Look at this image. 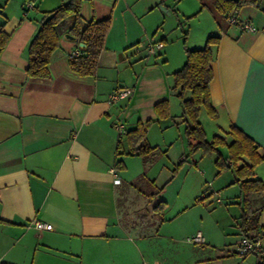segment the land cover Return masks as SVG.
<instances>
[{
    "label": "crops",
    "instance_id": "obj_1",
    "mask_svg": "<svg viewBox=\"0 0 264 264\" xmlns=\"http://www.w3.org/2000/svg\"><path fill=\"white\" fill-rule=\"evenodd\" d=\"M67 1L38 0L25 11V0H0V29L9 36L0 50V264H179L175 252L163 254L158 246L176 251L184 236L193 246L186 264L231 261L236 250L198 253L205 250L198 245L210 243L207 232L189 231V225L182 236L164 230L193 205V190L202 189L190 159L183 160L185 123L181 101L171 89L172 74L184 64L185 49L201 48L209 36H219L212 46L209 83L217 116L209 117L202 107L199 120L209 140L236 125L264 152V0L227 14L221 25L201 0H83L85 21L111 20L95 75L70 69V54L80 46L65 38L63 30L48 65L49 77H28V46L43 12ZM173 11L191 17L184 40L179 19H171ZM229 16L251 22L257 31L230 24ZM67 20L68 26L72 19ZM157 41L163 48L151 55L147 46ZM124 87L132 88V94L109 103L110 93ZM163 99L169 102L170 116L156 120L154 105ZM148 119L155 121L146 141L164 153L145 162L123 154L128 149L124 133ZM117 122L124 124L121 133ZM192 161L197 167V160ZM222 173H215L212 184ZM254 173L264 180V161ZM233 180L234 174L227 185L237 189L227 206L237 204L240 194ZM167 188L174 193L171 202L165 197ZM159 200L166 202L162 216L154 210ZM251 200L253 208L262 206L258 223L264 234V192L254 193ZM239 215H233L237 224ZM36 221L51 228H35ZM197 232L204 242L188 241ZM238 234L236 245L242 237ZM242 258L231 264L250 260L249 255Z\"/></svg>",
    "mask_w": 264,
    "mask_h": 264
},
{
    "label": "trees",
    "instance_id": "obj_2",
    "mask_svg": "<svg viewBox=\"0 0 264 264\" xmlns=\"http://www.w3.org/2000/svg\"><path fill=\"white\" fill-rule=\"evenodd\" d=\"M82 1L68 0L52 10L43 12L40 26L28 46V63L25 70L28 77H49L48 65L52 53L59 46V38L63 30L74 36L77 43L84 44V47L79 48V55L69 57L70 69L81 76L95 75L111 20L105 18L85 21L81 15ZM259 1L201 0V4L202 8H207L221 25L227 14L238 12L243 6L256 5ZM69 18L72 19V22L67 26ZM8 38V34L0 29V50L5 46ZM218 41L219 36L211 35L203 47L185 49L184 64L172 74L171 89L181 101L182 117L185 123L187 153L183 160L201 151L204 155H215L214 163L219 171L232 170L234 174L232 183L237 184L240 189L237 201L240 209L239 231L242 236L255 239L262 230V226L258 223L262 206L253 208L251 197L254 193L264 192V180L255 177L254 168L264 161V152H261V147L253 138L236 125H231L227 131H224V135H214L209 140L199 120L202 107L206 109L209 117L217 116L210 100L209 83L213 77L212 46L216 45ZM154 109L157 114L156 120L170 116L167 99L158 101L154 105ZM154 121L152 119L145 122L139 121L134 128L125 131L124 139L128 149L124 150L123 154L138 155L145 162H149L157 155L164 153L157 146H151L146 141L147 131ZM227 137L230 140H227ZM121 147L122 140L119 139L117 148ZM222 148H225L226 152H223ZM119 163L120 161L117 162V165ZM142 179H144V175H141L137 181L140 182ZM162 188H158L155 195ZM165 205L164 200H159L154 206V210L162 216ZM253 254L256 255L255 264H264V253Z\"/></svg>",
    "mask_w": 264,
    "mask_h": 264
},
{
    "label": "rangeland",
    "instance_id": "obj_3",
    "mask_svg": "<svg viewBox=\"0 0 264 264\" xmlns=\"http://www.w3.org/2000/svg\"><path fill=\"white\" fill-rule=\"evenodd\" d=\"M206 9L208 12L209 10ZM210 13V12H209ZM211 14V13H210ZM212 15V14H211ZM171 19H174L177 21L179 19V22L177 25L180 26V29L183 31V40H184V33L188 31L189 29V20L191 17H182L177 13V11H173V14L171 16ZM227 17L224 16L223 21H226ZM193 26L196 27V22L193 21ZM182 40V39H181ZM137 45V44H136ZM196 153H199L198 156L193 157L189 156L188 159V165L191 166L192 172L196 175L194 178H197V181L199 185L201 186V190L197 189V192L194 193L195 191L193 190V205L184 212L177 220H175L171 226H168V229H164L165 231L172 230L175 232L176 235L182 236L185 234L183 231L184 225L189 228L190 230H199V231H204L207 232L211 235L209 238L210 243L209 244H204L198 245V247H204L205 250H198V253L202 254H210V256L214 255H219L220 252L222 251L227 253L229 250H236L237 251V245H236V240L239 238V227L238 224L236 223L235 214H238L240 209L238 207V204H229L228 206L227 201L229 195L233 194L235 192L234 189L229 187L227 185V180L228 178H232L233 173L231 170L226 169L220 172H223L220 176V178H217L213 183L215 179V173L219 171V169L216 167L214 160H215V155L214 154H202L201 151H198ZM197 160L198 166L195 167L192 160ZM178 164L176 165V169L178 168ZM180 167V166H179ZM195 170V172H194ZM231 176V177H230ZM214 188V191L212 190ZM219 188V189H215ZM199 190V192H198ZM212 190V194L207 196L206 198H203L204 195H207L210 191ZM217 190L219 193H221V201H217ZM198 196L199 199H196ZM165 197L168 199L174 197V193H172V188H167V191L165 193ZM201 199V200H200ZM166 207V205H165ZM168 221L165 219L161 223H165ZM167 223V222H166ZM189 225V227H188ZM190 236V235H189ZM186 236H184L178 243L175 244L176 251H169L166 250L167 247L162 246L160 244L159 247V252H162L163 254H168L175 252L172 256L174 259H176L177 263L179 264H186L187 262L189 263L190 261V252L193 248L191 243H188L185 240ZM160 243H164L166 240H159ZM227 248L229 250H227ZM202 251V252H201ZM233 259L229 262L223 261V264H228V263H233V261H242L244 260L242 257L238 254L233 255ZM250 260L253 261L256 259L255 254H249ZM248 260H245L247 264H249ZM256 261V260H255ZM211 264H219V263H211Z\"/></svg>",
    "mask_w": 264,
    "mask_h": 264
},
{
    "label": "built area",
    "instance_id": "obj_4",
    "mask_svg": "<svg viewBox=\"0 0 264 264\" xmlns=\"http://www.w3.org/2000/svg\"><path fill=\"white\" fill-rule=\"evenodd\" d=\"M38 0H25V11L32 9L36 6ZM228 21L230 24L237 25L240 29L249 31V32H256L257 27L253 25L249 21H242L237 19L235 16H229ZM163 48V43L161 41H157L154 43H150L147 46V51L151 55H155L159 49ZM80 49L74 50L70 56L79 55ZM133 92V89L130 87H124L114 90L110 93L108 97L109 103H115L122 99L128 98ZM119 132L121 133L124 130V124L121 122H117L114 125ZM34 227L38 229H50L51 225L47 223H43L41 221L34 222ZM188 241L192 243H202L204 242V237L201 232L195 233L193 236L188 238ZM253 253H264V234L260 233L258 237L255 239H251L249 237L242 236L237 245V254L240 256H246L248 254Z\"/></svg>",
    "mask_w": 264,
    "mask_h": 264
},
{
    "label": "water",
    "instance_id": "obj_5",
    "mask_svg": "<svg viewBox=\"0 0 264 264\" xmlns=\"http://www.w3.org/2000/svg\"><path fill=\"white\" fill-rule=\"evenodd\" d=\"M64 37H65V38H69V39H71V40H74V39H75L74 36H72V35H70V34H68V33H66V34L64 35ZM79 46H80V47H84V44H83V43H79Z\"/></svg>",
    "mask_w": 264,
    "mask_h": 264
}]
</instances>
